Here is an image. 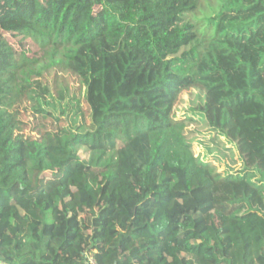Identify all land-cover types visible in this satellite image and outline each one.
Wrapping results in <instances>:
<instances>
[{
    "label": "trees",
    "instance_id": "1",
    "mask_svg": "<svg viewBox=\"0 0 264 264\" xmlns=\"http://www.w3.org/2000/svg\"><path fill=\"white\" fill-rule=\"evenodd\" d=\"M198 5L0 0V261L264 264V0Z\"/></svg>",
    "mask_w": 264,
    "mask_h": 264
},
{
    "label": "rangeland",
    "instance_id": "2",
    "mask_svg": "<svg viewBox=\"0 0 264 264\" xmlns=\"http://www.w3.org/2000/svg\"><path fill=\"white\" fill-rule=\"evenodd\" d=\"M225 0H199V5L197 11L192 14L194 20H201L209 18L210 16L218 13L222 6L224 5ZM8 39L15 49V51H25L28 54V58L31 61V64L28 65L27 74L34 75L36 72L43 71V74H50V83H55V74H58L61 78L65 77L67 79H74L73 84L77 86L79 83L77 82L76 78L72 77L69 73L63 70H55L53 67L50 66V60L44 54L43 49L41 48V44L39 42L34 41L31 37H24V36H13L9 34ZM45 67H49L45 69ZM21 77V76H20ZM18 78V77H17ZM22 80H16L14 85L17 87L21 83ZM185 99L189 98V95L186 93L184 94ZM23 119L27 122V128L25 132H29L30 134H37L36 130V120L35 116L31 110L25 111L24 107H21ZM198 149V148H197ZM195 185H207L208 181L202 178H196L194 180ZM217 224L219 225V221L216 219ZM0 264H4L0 261Z\"/></svg>",
    "mask_w": 264,
    "mask_h": 264
},
{
    "label": "built area",
    "instance_id": "3",
    "mask_svg": "<svg viewBox=\"0 0 264 264\" xmlns=\"http://www.w3.org/2000/svg\"><path fill=\"white\" fill-rule=\"evenodd\" d=\"M87 264H98L96 257L94 256L93 253H88L87 254Z\"/></svg>",
    "mask_w": 264,
    "mask_h": 264
}]
</instances>
